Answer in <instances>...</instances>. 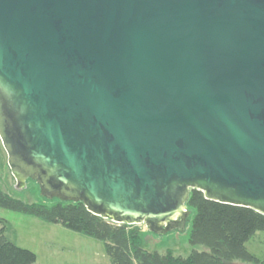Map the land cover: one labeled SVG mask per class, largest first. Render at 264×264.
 Listing matches in <instances>:
<instances>
[{
    "label": "water",
    "instance_id": "obj_1",
    "mask_svg": "<svg viewBox=\"0 0 264 264\" xmlns=\"http://www.w3.org/2000/svg\"><path fill=\"white\" fill-rule=\"evenodd\" d=\"M0 142L14 189L157 237L193 190L264 215V0H0Z\"/></svg>",
    "mask_w": 264,
    "mask_h": 264
},
{
    "label": "trees",
    "instance_id": "obj_2",
    "mask_svg": "<svg viewBox=\"0 0 264 264\" xmlns=\"http://www.w3.org/2000/svg\"><path fill=\"white\" fill-rule=\"evenodd\" d=\"M194 209L188 243L202 246L204 251L192 250L186 257L171 251L150 252L142 247L140 226L117 225L95 216L78 203L57 202L52 206L24 203L0 190V208L35 217L101 241L111 264H264L250 254L245 244L256 232H264V215L257 211L204 198L193 190L187 204ZM0 264H33L36 257L4 235L5 222L0 219Z\"/></svg>",
    "mask_w": 264,
    "mask_h": 264
},
{
    "label": "rangeland",
    "instance_id": "obj_3",
    "mask_svg": "<svg viewBox=\"0 0 264 264\" xmlns=\"http://www.w3.org/2000/svg\"><path fill=\"white\" fill-rule=\"evenodd\" d=\"M13 176L6 163V154L0 142V190L14 199L24 203H38L52 206L59 202L57 199H46L38 196V186L28 181L24 189L12 187ZM189 220L183 231L176 234L172 230L158 236L140 226V236L143 249L158 253L171 251L175 256L186 257L192 250L204 251L200 245L190 246L188 243L194 209H190ZM0 219L5 222L4 235L16 246L28 250L36 257L33 264H111L104 253L101 241L70 231L58 224H49L35 217L19 214L0 208ZM2 225L0 224V229ZM246 250L255 257L264 258V232H256L245 244ZM234 264H242L234 262Z\"/></svg>",
    "mask_w": 264,
    "mask_h": 264
}]
</instances>
